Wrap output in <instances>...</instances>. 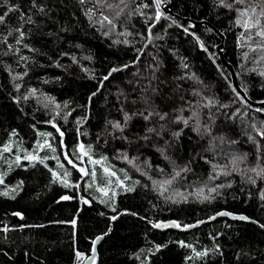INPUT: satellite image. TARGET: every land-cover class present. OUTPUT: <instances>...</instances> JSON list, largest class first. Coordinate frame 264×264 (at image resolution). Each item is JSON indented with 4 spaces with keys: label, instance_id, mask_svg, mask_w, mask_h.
Listing matches in <instances>:
<instances>
[{
    "label": "trees",
    "instance_id": "obj_1",
    "mask_svg": "<svg viewBox=\"0 0 264 264\" xmlns=\"http://www.w3.org/2000/svg\"><path fill=\"white\" fill-rule=\"evenodd\" d=\"M107 3L112 7L99 8L96 0L85 5L78 0H0L5 17L0 23V156L10 141L35 153L43 136L56 149L38 151L36 161L23 159L21 152L19 165L13 160L11 170L0 168V187L9 191L0 195V264H78L90 254L94 238L107 232L97 247V264H264V178L250 171L264 168V138L257 135L264 131V106L251 108L237 97L217 58L220 38L208 25L185 23L163 11L157 21L155 0ZM241 7L229 9L220 0H172L171 9L205 20L223 34V58L232 64L246 96L259 101L264 99V52L249 51L259 37L248 41L246 33L241 36L244 29L235 23V9ZM89 8L96 9L92 21L85 15ZM101 12L115 28L101 27ZM20 32L24 36L17 44ZM209 100L215 103L204 107ZM150 111L167 117L145 120ZM193 112L197 116L188 126L174 122ZM125 113L131 119L121 132L112 123L123 125ZM81 144L93 158H106L127 188L109 197L97 189L102 181L96 185L87 177L86 185L65 159L67 154L80 162ZM53 157L69 173L68 187L54 180ZM233 158H238L235 171ZM213 165L216 172L230 174L210 179L216 174ZM182 168L188 171L163 194L152 183L171 179L174 169ZM218 185L224 187L208 192ZM203 195L210 199L202 200ZM220 210L252 221L217 218L186 232L158 230L147 222L184 225ZM197 252L206 254L198 257Z\"/></svg>",
    "mask_w": 264,
    "mask_h": 264
},
{
    "label": "snow or ice",
    "instance_id": "obj_2",
    "mask_svg": "<svg viewBox=\"0 0 264 264\" xmlns=\"http://www.w3.org/2000/svg\"><path fill=\"white\" fill-rule=\"evenodd\" d=\"M78 2L81 5H85V4H87L89 2V0H78ZM121 3H123V0H121ZM155 3H156L157 9H159L160 0H155ZM96 4H97V6L99 8H103V7L111 8L112 7L111 4L107 3V0H96ZM220 5L223 6V7H227L229 9H233L234 5H243V7L235 9L237 11V13H238V17H237L235 23L238 26H240V27H242L244 29V33H242L241 36L243 37L244 34L246 33L247 34L246 38H247L248 41L253 40L254 37H259L260 38L259 41L257 42V46L256 47H250L249 51H257L259 49L260 51L264 52V0H231V2H229V0H220ZM34 6H35V4H34ZM145 7H147V5H145ZM13 10H14L13 8H9V11H13ZM121 11H122V9H121ZM95 12H96V9H94V8H89V9L86 10L85 15L88 17L89 21L93 20V16L95 15ZM119 14H120L119 12L116 13L117 16H119ZM5 15H7V13H5ZM101 17L102 18L99 21L101 27H103L105 25V23H106L108 25H111L112 28H115L116 25L114 24L113 20L109 19V17L107 15H103V13L101 12ZM160 17H161V13L158 10L157 13H156V20L158 21L160 19ZM4 19H5L4 16H0V23H3ZM17 31H19V29H17ZM149 31H151V30H149ZM184 31L188 32V29H184ZM107 34L108 33H104V35H107ZM191 35H193L195 37L194 33H191ZM23 36H24L23 32H20V36L17 39V44H19L21 42V40L23 39ZM195 39L200 44L201 49L206 51V49H204L203 43L199 41V37H195ZM124 42L127 43V41H124ZM9 48L11 49V46H9ZM245 57H247V53H245ZM21 59H26V58L21 57ZM261 59H264V56H261ZM125 67H127V65H125ZM184 67H187V65H184ZM115 71H118V69H112V72H115ZM112 72L109 73V76L112 74ZM260 75L264 76V72H261ZM20 78H22V77H19V76H14L13 77V79H20ZM104 79L107 80L108 76H105ZM17 87H19V86H17ZM233 91L235 92L236 89L233 88ZM35 93H36V89H32L31 92H30V95H35ZM195 94L199 95V93H195ZM93 95H95V93ZM236 95H237V97H239V93H236ZM24 99H28V97H24ZM214 103H215V101L209 100L204 105V107H210ZM262 103H264V102H262ZM57 107H59V105H57ZM224 107H226V105ZM261 111H264V109H261ZM181 112H183V109L181 110ZM141 115H143V113H141ZM153 115H158L161 120H164L167 117V113L160 114V113H156L154 111H150V112H148L147 115H143V118L145 120H148ZM196 116H197L196 112H193L192 117H189L187 119H185L182 115L181 116H177L176 120L174 122H177V123H181L182 122L185 126H188L189 125V120L192 119L193 117H196ZM130 119H131V116H129L127 113H125L124 124L122 125L120 122L117 121V122H113L112 123V127L114 129H116V130H119V131L123 132L124 127H126L127 122ZM53 127H55V124H53ZM161 127H163V125ZM252 127L254 129L256 128V126L254 124L252 125ZM194 130L199 132L200 131L199 126H197ZM57 131H59V129H57ZM147 131L152 133V132H155V129L154 128H149ZM205 131H208V129L206 128ZM14 134L15 133H13V135ZM173 135L174 136H179L180 132H175V133H173ZM257 135H259L260 137L264 138V131L257 130ZM61 136H63V133H61ZM145 139H147V137H145ZM249 139L252 140L254 143H257L252 136H249ZM233 143H235V141H233ZM61 144H63V141H61ZM44 147L50 148L53 152L56 151V149L52 148V146L50 144H48L47 141H45L44 144H38V148L42 149ZM257 147L260 148L259 143H257ZM79 149H80L81 157H85L86 156L88 158V161L92 165H101L103 163V160L106 159V158H102L101 160H94L91 157V155L89 154L90 153V149L88 151H85L84 150V145H82V144L79 146ZM10 151H11L10 145H5L3 147V152H10ZM53 158L54 159H58L56 157H53ZM21 159H22V157L17 155L15 157V163L17 165H19ZM23 159H26L28 161H36L38 159V157H37V155H35L33 153H28V154H26L23 157ZM65 159L68 160V163L71 164L73 168L77 167V165L75 163H73V161L71 159L68 158L67 154H65ZM124 159L129 164H133V160L129 159L127 156H124ZM39 162L40 163H44L43 159H40ZM237 162H238V158H233V160L231 161V163L233 164V171H235V165L237 164ZM81 163H83V160H81ZM58 164H59V161H58ZM45 167H47V165H45ZM59 167H63V165L59 164ZM216 168H217V166L213 165L214 172H216ZM9 169L11 170V166H9ZM79 171L81 172L82 176L91 175L93 177V179L95 180L96 172L94 170L89 172L85 168H79ZM103 171L109 177L115 175V173L111 172L108 167H104ZM160 171L162 173L164 172L163 169H160ZM186 171H188L187 168H182V169H179V170H175L174 169V175H172L171 179H164V180H161V181L153 180L152 183L154 185H157L159 187L160 191H161V194H163V192L167 191L168 186H171L177 180V178L181 176V173L182 172H186ZM250 171L254 172L257 177L264 178V168H261L259 170H257V168H252V169H250ZM229 174L230 173L221 170L219 172H216V174L214 176H211L210 179L214 180V179H217L220 175H229ZM67 175H69V173L66 172L65 173V177ZM52 176H53L54 180L55 179H59L58 174L56 172H54V171L52 172ZM125 178H127V174H125ZM249 179L251 180V178H249ZM251 182L255 183L254 180H252ZM3 183H4L3 176H0V184H3ZM62 183L64 184L65 187H68V182H67L66 179H64L62 181ZM120 183L122 184L123 181H120ZM228 186L230 187V185H228ZM219 187H224V185H218V186H215V187H210L208 189V192L209 193H217ZM99 190L104 192V189H99ZM11 191H15V189H11ZM203 192H204L203 188L199 189L198 192H197V196L200 197L203 194ZM104 194L107 195V192H104ZM0 195L9 196V191L0 192ZM177 195H180V193H177ZM11 198L14 199L15 197H11ZM61 199L68 200V199H70V197L64 196ZM209 199H210V197L208 195H203L202 196V200H209ZM261 199H264V196H262ZM84 202L87 203V201H84ZM174 202H176V201H174ZM14 215L19 216L20 213H15ZM218 215H230V214L226 213V212H221ZM115 218L116 217H112V219H115ZM214 218L215 217H213V219ZM236 218L237 219H241V220H247L248 219V217H245V216H239V217H236ZM71 223L73 225H75L76 221L73 220ZM153 227H157V228H159V227H176V228H180L181 225L173 222L172 224H168V225L154 224ZM184 227H192V226L185 225ZM261 227H264V225H261ZM98 239H100V238L98 237L97 240ZM95 243H96V241H93V245H95ZM184 246H186V245H184ZM93 251H95V248H93ZM205 254L206 253L197 252L196 256L199 257V256H203ZM79 256H80V254L77 253V257L78 258H79ZM93 259H94V257H93Z\"/></svg>",
    "mask_w": 264,
    "mask_h": 264
},
{
    "label": "water",
    "instance_id": "obj_3",
    "mask_svg": "<svg viewBox=\"0 0 264 264\" xmlns=\"http://www.w3.org/2000/svg\"><path fill=\"white\" fill-rule=\"evenodd\" d=\"M172 0H169V1H164L161 3L160 5V9L163 11L164 14H167V15H170V16H173L175 17L176 19L182 21V22H185V23H190L192 25H208L210 28H212L218 36L220 38V42L216 45L215 49H216V52L218 54V57L219 58V61L222 63V65L226 68V71L229 72L230 74V79H231V84L233 86V88L236 89V93H239V96L241 97V99L251 108H259V107H263L264 106V99L263 100H259V101H255V100H251L250 98H248L245 94V92L240 88L239 86V83L238 80H237V76H236V72L232 66V64H230L229 62H227L225 60L224 57V54H223V50H222V44H223V34L222 33H219V31L216 29L215 26H213L212 24H210L209 22L205 21V20H197L195 21L194 19L192 18H188V17H181L177 14H175L173 11H172ZM221 212H226V213H229L230 215H218L219 213ZM124 212L121 211L117 214V216H114V217H118L120 214H123ZM239 216H245L243 214H235V213H231V212H228V211H223V210H220L212 215H210L209 217L205 218V219H201V220H197L193 223H190V224H184V225H181L180 228H176V227H154L155 229H158V230H166V229H171V230H176V231H182V232H186V231H190L192 229H195L197 228L200 224H204V223H209L211 221H214L215 219L217 218H226L230 221H252L251 219H247V220H241V219H237L236 217H239ZM213 217H215L213 219ZM246 217V216H245ZM115 218V219H116ZM112 221H114V219H112ZM149 224H151V227H153L154 224H161V225H168V224H172L173 220H166L165 221H162V220H158V221H147ZM176 223V222H175ZM178 224V223H177ZM185 225L187 226H192V227H184ZM194 225V226H193ZM108 233V232H107ZM107 233H104L103 235H98L94 238L93 241H96L95 245H93L92 243V246H91V252L90 254H88V256L86 258L83 259V261H81L80 263L78 264H97L98 262V251H97V247L99 245V243L101 242V240H103V238L107 235ZM100 238L97 240V238ZM92 241V242H93ZM93 248H95V251H93ZM94 257V259H93Z\"/></svg>",
    "mask_w": 264,
    "mask_h": 264
},
{
    "label": "rangeland",
    "instance_id": "obj_4",
    "mask_svg": "<svg viewBox=\"0 0 264 264\" xmlns=\"http://www.w3.org/2000/svg\"><path fill=\"white\" fill-rule=\"evenodd\" d=\"M162 1L164 2V0H160L159 9H157V10H159L160 13H162V10L160 9V5H161ZM45 141H47V143L51 145L48 136H43L41 139H39L37 141L36 150H35L36 152L33 153V154L37 155L38 151H40L42 149H48L49 151H52L48 147H44L42 149L38 148V144H44ZM12 142L13 141H10L9 143L6 144V145H10L11 151L10 152H3L4 154L1 155L2 157H4V161H2V158L0 156V168H1V166L9 167L11 162L13 160H15V157L17 155L21 154V152L25 153L24 156L26 154H28V152H25V150H23L18 143H15V146H14V143H12ZM13 146L16 148V151L13 150ZM84 150L87 151L86 149H84ZM10 155H12L14 157V159L11 158ZM37 157H38V155H37ZM93 159L94 160H101V159H97V158H93ZM81 160H83V163H81ZM58 161H59V159L55 160L54 164H56L57 166H56L55 169H53V171L58 174V176H59L58 180L59 181H63L64 179H66L68 184H69L70 181H69V179H67L68 178L67 176L65 177V174H64V171H63L64 168L63 167H59V164H61V162L59 161V164H58ZM79 161L80 162L75 163L77 165V167L75 169H77L79 175H82L81 172L79 171V168H85L89 172H91L93 170L96 172L95 180L93 179V177L91 175L83 176L84 177L83 181H84V183L86 185H87V181H88L87 177L91 178L92 182L95 183V184H96L97 181H102L104 183V185H102V186H99V185L96 184L98 191H100L99 189H104V192H107V195H105L104 192L100 191V193L102 195L109 196V197L111 195L114 196L113 194H115L117 191L127 188V183L124 181V179L122 177H120L119 173L115 169H113V167H111L110 165H107V163L104 160H103V163L101 165H92L88 161V158L86 156L85 157H81L80 156ZM104 167H108L111 172L115 173V175L109 177L107 174L104 173V171H103ZM0 176H2L1 169H0ZM120 181H123V183L121 184ZM2 191H5L4 187H2V188L0 187V192H2Z\"/></svg>",
    "mask_w": 264,
    "mask_h": 264
}]
</instances>
